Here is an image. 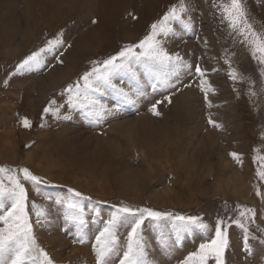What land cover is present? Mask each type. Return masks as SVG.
<instances>
[{"label": "rangeland", "instance_id": "1", "mask_svg": "<svg viewBox=\"0 0 264 264\" xmlns=\"http://www.w3.org/2000/svg\"><path fill=\"white\" fill-rule=\"evenodd\" d=\"M184 3L183 18L194 27L171 22L177 34L159 38L191 68L168 87L143 66L136 68L138 80L122 72L113 82L126 100L110 88L85 93L81 77L138 43L180 0H0V186L11 188L14 177L26 190L36 248L23 264H43L40 249L54 264H96V237L121 207L197 216L209 225L177 234L169 222L146 219L138 236L154 264H180L212 238L218 220L228 227L225 264H264V65L253 59L251 44L264 40V0H242L252 26L247 39L223 19L230 0ZM56 39L62 44L39 69L17 72L22 60ZM197 63L206 71L207 98ZM85 95L107 108L102 117L87 114ZM153 104L159 115L150 111ZM24 168L45 183L25 181ZM68 202L78 203L82 223ZM8 206L0 199V214ZM41 211L46 215L37 224ZM234 220L249 228L246 247ZM133 222L122 216L113 229L118 244L107 264H119Z\"/></svg>", "mask_w": 264, "mask_h": 264}, {"label": "snow or ice", "instance_id": "2", "mask_svg": "<svg viewBox=\"0 0 264 264\" xmlns=\"http://www.w3.org/2000/svg\"><path fill=\"white\" fill-rule=\"evenodd\" d=\"M189 11L188 5L184 0H180L178 6L170 7L169 11L165 13L162 21L153 23L150 26L149 33L141 39L138 43L127 45L115 55L109 56L93 67L91 71L85 72L81 79L84 81V91L102 92L104 89L110 88L112 91L125 98L129 99L128 93L123 88H118L113 82L114 79L122 72L128 73L133 79L138 80L136 68L143 66L146 73L151 74L157 83L164 87L170 86L173 78H177L181 71L191 68L179 53H170L163 45V41L159 37H167L169 35H176L171 27V22H178L184 30H189L194 27V24L189 17L185 20L184 14ZM223 19L228 22L230 30L239 32L241 36H245V29L251 32V24L246 18V12L242 5V0H230V6L223 9ZM95 23V21H93ZM256 36L255 33H252ZM245 39L247 37L245 36ZM62 44L60 39L50 40L45 47L39 49L28 55L17 65V72L27 71L31 72L39 69L45 60L46 54L54 52L57 47ZM252 57L259 59V63L264 65V40L258 37L251 42ZM259 53V57H257ZM195 74L200 78L201 91L205 92L207 98V89L204 87L206 81V71L199 63L195 66ZM230 77L235 80L236 73L231 71ZM155 87V85H154ZM71 94L72 86L67 89ZM77 99L80 96V89L77 86ZM84 99L87 101L82 106L87 110L90 116L102 117L107 108L99 104L98 101L89 95H85ZM165 99H168L165 97ZM69 104H73V97L69 95ZM131 102V101H130ZM157 101L156 104H159ZM156 104H153L150 111L154 115H159L156 111ZM81 106V105H76ZM50 108L46 107L44 113H49ZM58 111V110H57ZM68 118V117H65ZM210 124L214 127H219L211 119ZM22 124L25 128L30 127V121L23 119ZM234 159L239 160L236 153H231ZM5 169L0 168V173ZM23 174L25 181H30L33 184L45 183L41 178L33 175L28 169L19 170ZM264 175V173H261ZM11 188L0 186V199L10 201V206L6 208L3 214H0V224L5 227H0V264H23L24 257L29 255L36 248V240L33 235V227L26 212L27 194L24 185L14 177H9ZM76 197H81L80 192L69 189ZM35 207V204H33ZM67 207L71 210V216L74 220H78L79 205L77 202H68ZM252 216V223H254L255 212L249 210ZM44 212H37V224L41 223V218L45 217ZM241 217L245 213L240 214ZM122 216L134 217V222L128 233L127 250L123 252L122 258L119 259V264H154L153 261L148 260L144 245L139 239L138 230L146 219H151L154 223L169 222L177 234L187 232L195 227L202 231H208L209 225L204 223L201 217L173 215L171 213L158 212L150 209L133 210L129 207H121L110 218L104 230L96 237L97 244L94 245L96 255V264H107V258L116 250L118 240L114 234L113 229L117 225ZM82 223V220H78ZM232 223L237 224L244 232V240L242 247H246L247 238L250 235L249 228L241 220H234ZM80 243H84V238L80 237ZM264 243V239H261ZM230 246L228 235V227L223 220H218L215 224V231L212 238L199 245L198 249L189 253L180 264H209V260H214L215 264H225L224 256L226 250ZM39 255L43 257V264H54L52 259L43 250H39Z\"/></svg>", "mask_w": 264, "mask_h": 264}, {"label": "bare ground", "instance_id": "3", "mask_svg": "<svg viewBox=\"0 0 264 264\" xmlns=\"http://www.w3.org/2000/svg\"><path fill=\"white\" fill-rule=\"evenodd\" d=\"M222 173H223V171H221ZM261 208H262V210H263V213H264V193H263V198H262V201H261ZM262 228H263V230H264V221H263V224H262V226H261Z\"/></svg>", "mask_w": 264, "mask_h": 264}]
</instances>
